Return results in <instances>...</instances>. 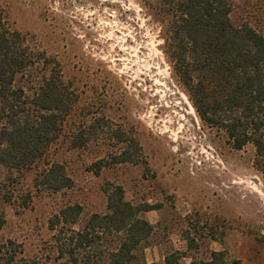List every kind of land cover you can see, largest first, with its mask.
I'll return each mask as SVG.
<instances>
[{"label":"rangeland","instance_id":"374dc122","mask_svg":"<svg viewBox=\"0 0 264 264\" xmlns=\"http://www.w3.org/2000/svg\"><path fill=\"white\" fill-rule=\"evenodd\" d=\"M234 1L233 23L249 21L264 33V0ZM0 8L32 46L60 61L78 95L41 163L12 174L0 165V213L6 219L0 264L13 255L12 264H58L61 225L51 229L50 218L79 203L83 213L73 229H80L91 214L107 211V183L122 185L129 201L159 207L155 235L145 247L158 243L166 254L185 252V264L209 259L213 251H224L237 264H264V175L255 164V146L234 148L224 129L198 114L170 54L173 5L0 0ZM81 130L88 142L75 148L73 136ZM135 141L140 149L132 160L114 163ZM101 159L111 165L97 174ZM54 161L66 166L71 188L50 192L35 186V177ZM6 194H13L11 201Z\"/></svg>","mask_w":264,"mask_h":264},{"label":"trees","instance_id":"16d2710c","mask_svg":"<svg viewBox=\"0 0 264 264\" xmlns=\"http://www.w3.org/2000/svg\"><path fill=\"white\" fill-rule=\"evenodd\" d=\"M163 1L173 5L175 16L170 39L174 68L198 114L207 124L224 129L234 148L252 143L255 164L264 175V33L249 21L233 23L234 0ZM77 99L60 61L32 46L0 8V165L12 174L41 163L61 137ZM119 138L126 140L121 134ZM87 142L81 130L72 145L83 148ZM139 149V143L133 142L114 157V163L132 160ZM109 165L99 160L96 173ZM73 184L66 166L57 161L46 163L35 177V186L44 191L59 192ZM105 192L107 211L91 214L78 230L73 227L83 213L79 203L50 218L51 229L61 225L56 235L58 264H156L144 256V244L155 225L142 213L158 206L127 200L120 184L107 183ZM12 195L6 194L5 200L11 201ZM5 222L0 213V228ZM187 239L191 248L192 239L189 235ZM183 256L185 252L174 250L166 255L165 264H185ZM12 261L14 255L6 264ZM20 264L46 263L22 260ZM191 264L237 262L224 251H213L209 259L194 257Z\"/></svg>","mask_w":264,"mask_h":264},{"label":"crops","instance_id":"0c3cea01","mask_svg":"<svg viewBox=\"0 0 264 264\" xmlns=\"http://www.w3.org/2000/svg\"><path fill=\"white\" fill-rule=\"evenodd\" d=\"M155 210L156 209H152V210L145 211L142 213V216L146 218L147 220H149L154 225L156 222L159 221V214L157 211H160V209H158L156 212ZM156 228L157 226L155 225L154 233L151 236L155 235ZM167 254L164 252L162 244L155 243V244H151L145 247L144 256H145L146 261L149 263L154 262L156 264H165V259H166Z\"/></svg>","mask_w":264,"mask_h":264},{"label":"bare ground","instance_id":"6f19581e","mask_svg":"<svg viewBox=\"0 0 264 264\" xmlns=\"http://www.w3.org/2000/svg\"><path fill=\"white\" fill-rule=\"evenodd\" d=\"M191 109L194 110V107L191 105Z\"/></svg>","mask_w":264,"mask_h":264}]
</instances>
